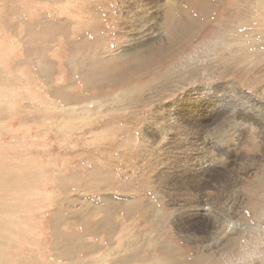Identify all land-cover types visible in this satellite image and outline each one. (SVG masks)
Returning <instances> with one entry per match:
<instances>
[{"label": "rangeland", "instance_id": "1", "mask_svg": "<svg viewBox=\"0 0 264 264\" xmlns=\"http://www.w3.org/2000/svg\"><path fill=\"white\" fill-rule=\"evenodd\" d=\"M169 1L0 0V264H264V0Z\"/></svg>", "mask_w": 264, "mask_h": 264}, {"label": "bare ground", "instance_id": "2", "mask_svg": "<svg viewBox=\"0 0 264 264\" xmlns=\"http://www.w3.org/2000/svg\"><path fill=\"white\" fill-rule=\"evenodd\" d=\"M172 0H170L169 1V3H168V5L170 4V2H171ZM175 4V3H174ZM174 8V6L172 7L171 5H169V7H168V13L171 15L172 14V12H170V10L171 9H173ZM219 131V130H218ZM219 134V133H218ZM231 137V136H230ZM219 138V137H218ZM221 138H219V139H217V140H220ZM190 154V153H189ZM205 156V155H204ZM180 165V164H179ZM184 167H186V166H184ZM245 171L247 170L246 168H243ZM177 170V169H176ZM242 170V169H241ZM231 171V170H230ZM231 173V172H230ZM225 175H230L229 174V170L228 169H226L225 170V173H224ZM217 186L218 187H221V189H222V186L223 185H220V184H217ZM226 186V185H225ZM228 186V185H227ZM224 188V187H223ZM217 189V188H216ZM226 189V188H225ZM228 192V191H227ZM236 192V191H235ZM229 193V192H228ZM227 193V194H228ZM224 194V193H223ZM222 193H221V191L219 192V193H217V192H213V197H215V198H217L218 199V203H220L221 205H223L224 207H227V208H233L234 207V205H235V202L236 201H238V200H240V195L238 196V197H236V198H234L233 196H230V197H228V196H225V195H223ZM237 194V193H236ZM233 195V194H232ZM213 197H211L210 198V196H208L207 197V201L205 202V205H204V208H206V207H208L210 210H211V212L213 213V215H210V216H208V218H207V216H205V217H203L202 216V212H197V214H195V216L197 217H195L194 216V219L195 220H193V221H185L186 219H190V216L192 217L193 215H187V216H185L186 215V213L184 214H182V216L181 217H184L183 218V226L186 228V229H188L189 227H187V225H186V223L188 224V223H193L195 226H196V228L197 229H199L201 232H202V229L204 230V231H206V224H207V222L208 221H213V222H215V220H220V215L216 212V211H214V207H216L217 206V203H215L214 201H212L211 199L213 198ZM224 200V201H223ZM241 201H243V200H241ZM190 203H193V204H195V206H197V207H195L196 209H195V211L197 210V209H204V208H200L199 206H198V204L199 203H194V202H190ZM189 203V204H190ZM239 203V202H238ZM241 204H242V202H241ZM240 204V205H241ZM243 205V204H242ZM220 206V205H219ZM239 210V209H238ZM195 211H193V212H195ZM220 211V210H219ZM226 211V210H225ZM229 212H230V210H229ZM223 213V212H222ZM227 213V212H226ZM225 215H228V214H225ZM234 216V215H233ZM232 216V217H233ZM225 217V216H224ZM226 218H228V217H226ZM234 218V217H233ZM203 219V220H202ZM228 220H231L232 222L231 223H233V227H235L236 225H237V223L236 222H234L233 221V219L232 218H229V219H227V220H225V221H221V223H225L226 221H228ZM186 225V226H185ZM189 225V224H188ZM201 225L202 226H204L202 229H201ZM192 226V225H191ZM190 226V227H191ZM221 228V227H220ZM185 231V230H184ZM193 231H195V230H193ZM199 231V232H200ZM194 233V232H193ZM201 240V239H200Z\"/></svg>", "mask_w": 264, "mask_h": 264}]
</instances>
